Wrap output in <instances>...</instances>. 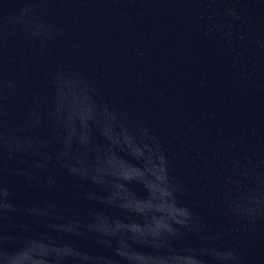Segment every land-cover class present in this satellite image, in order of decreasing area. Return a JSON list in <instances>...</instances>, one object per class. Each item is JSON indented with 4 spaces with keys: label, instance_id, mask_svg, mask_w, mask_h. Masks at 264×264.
Instances as JSON below:
<instances>
[{
    "label": "water",
    "instance_id": "95a60500",
    "mask_svg": "<svg viewBox=\"0 0 264 264\" xmlns=\"http://www.w3.org/2000/svg\"><path fill=\"white\" fill-rule=\"evenodd\" d=\"M0 264H264V0H0Z\"/></svg>",
    "mask_w": 264,
    "mask_h": 264
}]
</instances>
